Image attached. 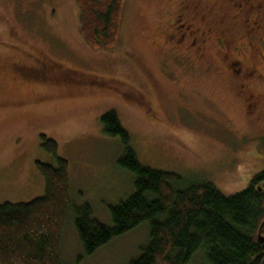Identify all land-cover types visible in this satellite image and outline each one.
<instances>
[{
    "label": "rangeland",
    "instance_id": "obj_1",
    "mask_svg": "<svg viewBox=\"0 0 264 264\" xmlns=\"http://www.w3.org/2000/svg\"><path fill=\"white\" fill-rule=\"evenodd\" d=\"M176 7L175 0H125L115 45L92 49L79 31L76 0H0V57L17 59L22 54L11 47H22L80 81L70 89H44L46 99L38 105L0 106V203L29 202L43 194L36 163L55 165V159L41 146V135L53 140L57 156L68 162L62 264H129L149 240L142 223L85 255L74 226L73 207L83 204L111 226L109 207L133 191L132 174L118 163L122 144L103 131L101 117L109 111L128 132L137 160L176 174L183 185L207 182L232 195L264 170V29L255 36L248 31L251 55L241 46L243 29L235 30L233 47L241 49L232 52L238 63L231 68L255 69L239 79L228 70V59L219 58L215 43L204 58L190 53L188 59L180 55L182 48L165 43L163 31ZM244 84L260 96L255 112L236 93ZM201 260L195 253L190 264Z\"/></svg>",
    "mask_w": 264,
    "mask_h": 264
},
{
    "label": "trees",
    "instance_id": "obj_2",
    "mask_svg": "<svg viewBox=\"0 0 264 264\" xmlns=\"http://www.w3.org/2000/svg\"><path fill=\"white\" fill-rule=\"evenodd\" d=\"M125 0H76L79 31L92 49H110L118 37ZM103 131L124 149L120 167L133 176V191L109 207L112 225L92 216L88 204L73 207L74 226L85 255L142 223L148 243L129 264H264V170L248 187L222 194L207 182L183 185L179 177L142 165L115 112L102 115ZM55 165L36 163L43 194L29 202L0 203V264H62L61 239L70 207L68 162L56 143L41 135ZM258 235L261 238H258Z\"/></svg>",
    "mask_w": 264,
    "mask_h": 264
},
{
    "label": "flooded vegetation",
    "instance_id": "obj_3",
    "mask_svg": "<svg viewBox=\"0 0 264 264\" xmlns=\"http://www.w3.org/2000/svg\"><path fill=\"white\" fill-rule=\"evenodd\" d=\"M175 1L177 7L172 18H167L168 27L163 31L165 43L171 49L176 51V48H182L180 55L186 54L181 55L185 59H188L190 53L197 58H204L210 43H215L219 51L217 54H220L219 58L223 61H225L224 58L228 59L225 62L226 66L237 78L240 79L243 75H254L255 69L252 67L249 71L238 66L231 68L238 63L237 61L233 63L235 59L232 52L237 50L238 53L241 49L240 46L233 47L235 46L234 32L236 29H243L241 39L246 41L240 44L244 49H248L247 52L251 55L253 49H250L251 41H247V37L251 38L248 36V31L253 30L255 36L257 32L264 29V0ZM252 15L255 20H251ZM236 23L238 24L233 25ZM11 49L22 54L20 57L25 56L29 62H25L20 57H16L17 59L0 57V90L3 91L0 95V106L2 107L22 108L38 105L46 99L42 95L44 89L48 87L61 88L60 90L70 89L69 87H75L80 83L76 74H64L63 70L58 69L59 66L44 60L42 54L34 55L15 45ZM239 54L244 53L239 52ZM16 85L21 88L19 91L14 90ZM23 88L32 91V94L27 95L28 97L21 95ZM236 93L245 104L246 101L250 102L248 110L256 111L260 96L248 90L245 84ZM150 112L153 114L150 109L147 114Z\"/></svg>",
    "mask_w": 264,
    "mask_h": 264
},
{
    "label": "water",
    "instance_id": "obj_4",
    "mask_svg": "<svg viewBox=\"0 0 264 264\" xmlns=\"http://www.w3.org/2000/svg\"><path fill=\"white\" fill-rule=\"evenodd\" d=\"M258 238H261V236H260V235H258Z\"/></svg>",
    "mask_w": 264,
    "mask_h": 264
}]
</instances>
